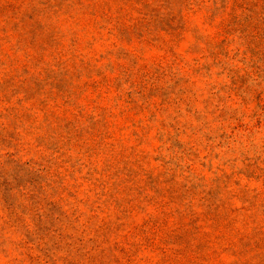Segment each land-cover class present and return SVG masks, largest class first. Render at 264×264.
Returning a JSON list of instances; mask_svg holds the SVG:
<instances>
[{"label": "rangeland", "instance_id": "rangeland-1", "mask_svg": "<svg viewBox=\"0 0 264 264\" xmlns=\"http://www.w3.org/2000/svg\"><path fill=\"white\" fill-rule=\"evenodd\" d=\"M0 264H264V0H0Z\"/></svg>", "mask_w": 264, "mask_h": 264}]
</instances>
